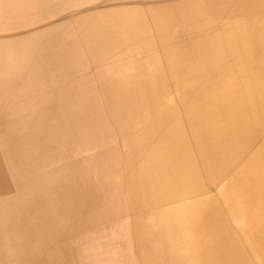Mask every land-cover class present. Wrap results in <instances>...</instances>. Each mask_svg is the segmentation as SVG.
<instances>
[{
	"label": "rangeland",
	"instance_id": "1",
	"mask_svg": "<svg viewBox=\"0 0 264 264\" xmlns=\"http://www.w3.org/2000/svg\"><path fill=\"white\" fill-rule=\"evenodd\" d=\"M256 5L0 0V264L221 263L207 237H224L227 219L181 140L189 138L183 122L186 108L210 104L197 90L260 93L264 50L255 60L244 53L264 46V8ZM217 6L238 16L197 18ZM245 13L251 27L263 25L258 38L249 39ZM201 26L219 57L207 48L194 57L199 73L175 71ZM96 29L107 41L88 42ZM236 36L237 56L226 45Z\"/></svg>",
	"mask_w": 264,
	"mask_h": 264
},
{
	"label": "bare ground",
	"instance_id": "2",
	"mask_svg": "<svg viewBox=\"0 0 264 264\" xmlns=\"http://www.w3.org/2000/svg\"><path fill=\"white\" fill-rule=\"evenodd\" d=\"M255 2L258 3L255 8L261 11L264 8V0H255ZM215 5L216 2L213 3V6ZM245 6L246 5H243V7L240 8L245 9ZM189 8L190 5L183 9V13L186 17L187 14L191 15ZM233 13L238 16V9L223 10L221 7L217 6L216 9H212L210 14L208 12L206 15L197 18H201L203 21L208 18L219 17V19L222 18V21H227ZM245 15L246 16H243V25L250 28L252 32V38L249 39L258 38L263 25L261 23H253L251 27L250 18L247 17L248 14L245 13ZM206 31L209 33L208 38L205 33ZM193 32V37L189 39L193 41L191 44L193 48L189 50L190 52L187 54V64L184 65L185 67L174 65L175 71L185 70L186 74L191 75L197 74L201 70L193 64L196 53L200 55L202 54L200 52L203 51L205 54L208 48L207 52L212 53V55L208 53L212 60H216L219 57V53L217 57L215 56L219 48L213 43V37L210 34L211 30L207 26H201L200 28L195 27ZM235 32L237 33V30H235ZM100 36L103 41H107V39L105 40V38H107L106 32L97 30L94 35H91L94 41H97L96 37L99 38ZM237 36L228 37L226 40V45L229 52H232V55H236V47L240 40ZM88 39H90L89 35ZM195 39H197V42ZM103 45V49L107 47L105 44ZM245 47L246 51H244V53L248 55L250 59L252 58L254 60L255 58L257 59L264 50L262 44L259 46V51H256V54H251L249 46L246 45ZM236 56H230L229 59H234ZM206 62L207 60L205 59L204 63ZM207 64H204V68L202 69L208 68ZM211 69L214 70L215 68ZM262 71H264V67H262L260 72ZM257 91L260 93L256 98L252 99V95L232 87L213 89L211 91L212 93H207L206 89L197 90L199 96H207L210 99V104H205L199 107L198 110L195 108L194 111L191 110V107L185 110V112L191 111L189 115V117H191L190 120H187V117H185V121L183 122V129L189 138L187 139L186 137V140H181L183 144L186 145L188 153L193 156L194 166L196 170H199V176L202 182H205L204 184L208 186V191L210 192L212 187L217 188L216 191L211 192L213 194L212 197L217 203L220 202L225 212V215L222 216H226L225 218L227 219V227L229 230L227 229V234L224 237H221L219 232L217 233L215 231H212L213 234L209 233L211 235L207 237L212 240L214 245L213 249H216V255L219 256L221 261V263L218 260L215 261L216 264H264V153H262L264 152V133L259 128V125L264 122V118L263 115L257 113L260 110H255V108L264 110V84L258 87ZM193 93L194 91L192 90V94ZM165 108L167 107H164V109ZM199 111H201L202 114H200ZM184 123H187V126H185ZM255 142L260 144L258 151L254 153L253 144ZM175 150L176 145L174 144L173 151ZM156 186L158 187V185ZM44 188L45 187H43V189ZM203 207L205 206L203 205ZM208 221L212 222V226H214V220L208 219ZM236 224H241L238 226L239 229L234 226ZM201 236H204L203 233ZM204 237L206 238V236ZM213 237H215L214 240L212 239ZM194 238L198 239L197 236ZM202 250L203 245L196 251L197 258H199V252L203 253Z\"/></svg>",
	"mask_w": 264,
	"mask_h": 264
},
{
	"label": "crops",
	"instance_id": "3",
	"mask_svg": "<svg viewBox=\"0 0 264 264\" xmlns=\"http://www.w3.org/2000/svg\"><path fill=\"white\" fill-rule=\"evenodd\" d=\"M89 37H90V39H88V42L94 41V39L91 37V35ZM96 38H97V41H102L101 40V38H102L101 36L99 38L98 37H96ZM102 47H104V45H102Z\"/></svg>",
	"mask_w": 264,
	"mask_h": 264
}]
</instances>
